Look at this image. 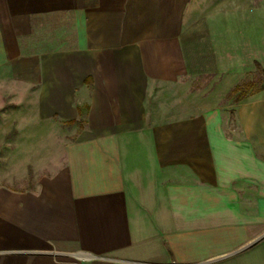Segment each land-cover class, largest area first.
I'll list each match as a JSON object with an SVG mask.
<instances>
[{
    "label": "crops",
    "instance_id": "crops-1",
    "mask_svg": "<svg viewBox=\"0 0 264 264\" xmlns=\"http://www.w3.org/2000/svg\"><path fill=\"white\" fill-rule=\"evenodd\" d=\"M200 6L0 0L4 127L66 131L31 185L0 171V264H264V141L198 103Z\"/></svg>",
    "mask_w": 264,
    "mask_h": 264
},
{
    "label": "rangeland",
    "instance_id": "rangeland-1",
    "mask_svg": "<svg viewBox=\"0 0 264 264\" xmlns=\"http://www.w3.org/2000/svg\"><path fill=\"white\" fill-rule=\"evenodd\" d=\"M199 4V15L204 16L203 23L211 31L213 50L208 51L205 71L192 78V89L202 92L198 103L225 108L220 113L225 126L220 131L222 136L254 139L261 134L264 141V91L260 90L264 75L257 67L259 64L264 68V0H199ZM248 83L252 85L234 92L236 86ZM239 95L243 96L241 101ZM243 103L256 105L257 113L263 114L261 119L259 115L254 118L251 113L256 112L247 108L243 127L238 119V108ZM5 125L0 114V171L21 174L28 170L29 176L22 184L26 187L35 173L43 168L51 170L49 159L61 155L57 137L66 131H58L56 137L48 130L47 136L33 138L35 130L27 127L21 132L28 137L17 142L18 131Z\"/></svg>",
    "mask_w": 264,
    "mask_h": 264
},
{
    "label": "trees",
    "instance_id": "trees-1",
    "mask_svg": "<svg viewBox=\"0 0 264 264\" xmlns=\"http://www.w3.org/2000/svg\"><path fill=\"white\" fill-rule=\"evenodd\" d=\"M257 67H258V69H259V71L264 75V68H261V66L259 65V64H257ZM252 84H250V83H248V84H244V85H238V86H236V88L234 89V92H241V90L240 89H242L243 87H249V86H251ZM260 90L261 91H263L264 90V84L261 86V88H260ZM241 95H239L238 96V100L239 101H241L242 99H243V96H241Z\"/></svg>",
    "mask_w": 264,
    "mask_h": 264
}]
</instances>
